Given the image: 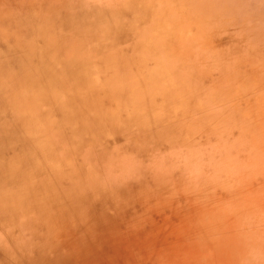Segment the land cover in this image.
Instances as JSON below:
<instances>
[{"label":"rangeland","instance_id":"1","mask_svg":"<svg viewBox=\"0 0 264 264\" xmlns=\"http://www.w3.org/2000/svg\"><path fill=\"white\" fill-rule=\"evenodd\" d=\"M20 1L54 19L50 72L82 60L62 87L99 123L49 135L54 170L7 216L19 250L0 264H264V0Z\"/></svg>","mask_w":264,"mask_h":264},{"label":"bare ground","instance_id":"2","mask_svg":"<svg viewBox=\"0 0 264 264\" xmlns=\"http://www.w3.org/2000/svg\"><path fill=\"white\" fill-rule=\"evenodd\" d=\"M5 1L7 2L5 6L0 4V16H9L4 17L8 21L0 25V36H2L1 30L4 29L15 33L13 39L8 42L0 40V194L3 198L0 199V261L7 254L3 253L6 248L12 249L14 254H18L17 235L15 237L13 232V230L18 231V227L14 224L10 226L7 216L12 217L11 215L19 211L18 208L20 207L22 209L34 207V196L42 182H31L32 176H34L33 171L45 170L43 172L45 173L50 169L54 170V160H48L51 153L48 147L49 135L52 134L56 140L66 139L68 141L73 138V142L76 141L81 130L84 128L90 130L96 126H92L93 124L99 123L98 118L84 119L85 121L81 119L84 113L96 104L94 98L86 101L80 92H71L62 87V84L69 77L73 76L74 79L75 72L82 67V60L72 59L69 64L62 62L58 72H50L55 63V59H53L55 57L47 59L49 57L47 52L56 50L58 52L60 45L55 47V44L50 43L49 48L44 49L41 47L43 42L40 35H45L47 26L54 23V19L47 20L40 17L35 18V16L34 19L30 18L28 15L30 8L27 9V6L32 7V5L29 2ZM22 4L23 9L11 11L10 8L13 5L22 6ZM41 6L50 5L46 3ZM53 10L55 11V9ZM54 16H56V12ZM64 16L62 17L63 20ZM94 20L96 21V19ZM72 22H74L73 19ZM62 28L63 30L69 29L66 26H61L60 29ZM85 28L87 29V27ZM17 32L20 36L16 35ZM77 76L79 79L80 73ZM51 79H56L58 85H53L52 81L55 80L51 81ZM40 81L52 82V89H49L48 86H40L38 84ZM69 115L74 119L72 124H68L69 121L66 123ZM102 118L109 123L112 114L103 112ZM88 129L86 130L89 131ZM58 175L56 174V176ZM33 183L35 185H31ZM24 184L27 186L21 188ZM17 224H19V228L25 226L23 223L18 222ZM5 239L9 241L7 244L4 243Z\"/></svg>","mask_w":264,"mask_h":264}]
</instances>
